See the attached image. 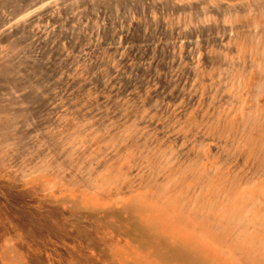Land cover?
<instances>
[{
	"label": "rangeland",
	"instance_id": "rangeland-1",
	"mask_svg": "<svg viewBox=\"0 0 264 264\" xmlns=\"http://www.w3.org/2000/svg\"><path fill=\"white\" fill-rule=\"evenodd\" d=\"M0 108L66 264H264V0H0Z\"/></svg>",
	"mask_w": 264,
	"mask_h": 264
},
{
	"label": "bare ground",
	"instance_id": "bare-ground-1",
	"mask_svg": "<svg viewBox=\"0 0 264 264\" xmlns=\"http://www.w3.org/2000/svg\"><path fill=\"white\" fill-rule=\"evenodd\" d=\"M47 11H49V10H47ZM51 17H53V16H51ZM91 26H92V28H94L93 25H91ZM57 28H58V26H57ZM55 53H54V55H55ZM104 82L105 81H103V83ZM256 85H257V82H256ZM253 87H254V85H253ZM5 109L0 108V148H2L1 146L4 144V142H7L9 140L12 141L11 145L12 144L13 145L16 144V139L14 138V136H10L8 134L9 130L12 127L11 126L12 124L9 122L10 120H7V118L5 117V113H4L6 111ZM16 112H17V110H16ZM245 114L248 116V113H245ZM252 119H251V121H252ZM258 150H260V149H258ZM1 151H3V150H1ZM260 153H259V155H260ZM263 153H261V155ZM259 155H257V156H259ZM7 156L0 152V221H3L4 219H7L8 214H10L12 216L10 219L13 221L11 223V226L13 228V230H12L13 233H14V230L20 231L21 234H23L26 237L27 243L30 242L29 245L31 247L35 248V249H29V250L27 249L28 252H29V262H31V264H43V263H45V264H66V262L68 260L66 261L65 258H63L62 256H65L66 258H68V257L66 255H61L60 252L62 251L63 247L65 248L66 253H67V251L70 248V247H68V245H71L70 240L68 239V237L71 235V232L69 231L70 229L68 228V226H66V227L63 226L62 222L58 219L59 215H57L58 217H53L52 216L50 218V221L46 222V217L45 216L47 214H45V216L44 215L42 216L43 213L42 214L41 213H37V214L33 213V208L31 207V203L33 202L32 195L34 194V190H35L36 184H31L30 182L28 183V181H27L28 179L20 182L19 175L21 173H23V172L21 171V173H20L19 169H22V168L18 167L16 165L15 161L13 163H9ZM257 158H259V157H257ZM263 164H262V166H263ZM256 165H257V163H256ZM9 168H10L11 171H9ZM58 171H60V170H58ZM261 171H263V170H261ZM210 173L211 172H209V175H210ZM205 174H207V173H205ZM194 178H195V176H194ZM159 192H160V190H159ZM199 195H201V194H199ZM211 200H213V199H211ZM4 201L5 202L8 201V203L10 204V206H11L10 208L12 209V211L10 213H8L4 209ZM246 213H247V211H246ZM244 217L246 218V214H245ZM240 219L242 220L243 218H240ZM251 220L252 219L250 218L249 221H251ZM243 221H245V220H243ZM243 221H242V223H243ZM249 221L246 220L247 224H248ZM258 223H259V221H258ZM258 223H256V224L258 225ZM219 227H220V225H219ZM9 246H10L11 250L14 251L15 255H17V256L19 255V257H21V258H24V256L26 255V252H25V254H19L20 252H22V250L19 249L20 247L17 248L18 245L16 246V244L13 243L12 241H9ZM66 246H67V248H66ZM260 248H262V247H260ZM71 261L74 264H82L83 262H85L83 260V257L81 255L76 254V253L75 254H71ZM19 264H21V262H19Z\"/></svg>",
	"mask_w": 264,
	"mask_h": 264
}]
</instances>
